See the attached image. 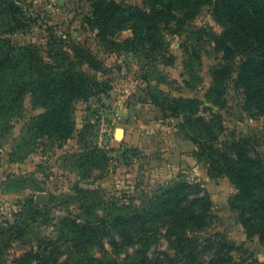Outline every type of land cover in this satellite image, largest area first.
Segmentation results:
<instances>
[{"label": "rangeland", "instance_id": "374dc122", "mask_svg": "<svg viewBox=\"0 0 264 264\" xmlns=\"http://www.w3.org/2000/svg\"><path fill=\"white\" fill-rule=\"evenodd\" d=\"M112 2L146 11L151 5L149 0H20L25 26L13 39L20 45L36 44L50 63L55 56L61 61L69 56L72 59L77 44L100 67L94 69L74 59L73 67L103 85L97 93L74 100L69 137L40 136L35 128L29 129L33 119L45 111L34 106L30 95L24 99L21 116L14 115L7 126L0 127V264H14L28 250L23 240L11 239L6 247L9 236L5 238L3 233L18 222L31 223L29 238L35 249L39 245L51 249V244H56L60 253L49 250L47 256L71 264L73 236L64 228L71 220L78 224L88 221L91 227L83 248L89 252L80 257L87 261L89 256H101L93 247L102 244L108 257L123 263L126 251L132 249L124 246L121 252H113L111 215L125 205H147L152 196L178 179L198 182L210 195L208 224L194 235L189 260L164 237L149 248L152 259L208 264L218 253L215 261L221 259L225 264H264V243L245 231L238 212L230 207L237 189L228 178L211 179L202 169L197 175L182 173L168 163L178 152L174 149L177 143L184 149L182 140H188L180 128L184 117L171 116L151 95L206 101L212 73L222 57L215 48L216 37L224 33L225 25L207 6L185 25H164L169 54L152 59L125 44L132 36L129 28L105 38L100 35L96 7ZM170 61L172 64H166ZM69 62L66 60L65 67H72ZM232 86L230 82L224 108L206 101L212 112L223 116L224 128L216 130L219 141L248 137L264 158V115L245 111Z\"/></svg>", "mask_w": 264, "mask_h": 264}, {"label": "trees", "instance_id": "16d2710c", "mask_svg": "<svg viewBox=\"0 0 264 264\" xmlns=\"http://www.w3.org/2000/svg\"><path fill=\"white\" fill-rule=\"evenodd\" d=\"M149 1V11L113 2L107 7L104 3L101 8L96 7L95 22L100 35L105 38L129 28L132 36L124 40L128 47L144 51L152 59L156 56L166 58L169 46L163 36V26L170 23L177 27L185 25L207 6L226 29L216 37L215 48L222 52V57L212 73L213 83L205 94L206 101L224 108L227 103L224 96L232 82L240 106L254 116L264 115V0ZM23 16L20 0H0V127L7 126L14 115L21 116L24 99L30 95L34 106L45 108V111L33 119L29 129L35 128L40 136L69 137L73 131L74 100L97 93L103 85L73 67V61L82 60L94 69L100 65L77 44L72 49V59L69 56L61 61L55 56L51 63L36 44H18L13 34L25 26ZM170 57L173 58L172 55ZM66 60H70L72 67H65ZM151 95L153 102L164 107L171 116L183 115L180 128L184 137L195 145L197 159L206 163L211 179L226 177L234 185L237 192L230 201L231 209L238 212L245 231L259 236L264 243V158L251 146V139L239 137L231 142H220L216 130L224 128L223 116L212 112L202 98L161 99L153 93ZM209 109L211 116L207 117L205 114ZM178 180L152 196L147 205L134 208L125 205L111 215L113 252H121L124 246L132 249V252L126 251L123 263L108 257V250L102 244L93 247L101 256H89V261L80 257L89 252L83 248L87 245L84 243L91 227L88 221L78 224L71 220L64 227L73 236L71 264H185L174 258L164 261L148 255L149 248L164 237L177 253L189 260L188 254L193 251L190 247L195 243L194 235L208 224L212 208L210 195L198 182ZM61 223L64 224V219ZM31 231V223L18 222L3 233L5 238L9 236L6 247L11 239L23 240L22 243L28 247L14 264H68L65 260L49 258L45 253L51 250V253L59 254L56 250L59 251L60 247L56 244L52 243L51 249L42 245L35 249L29 238ZM22 237L24 239H20ZM214 256L208 264H225L221 259L215 261L218 253Z\"/></svg>", "mask_w": 264, "mask_h": 264}, {"label": "crops", "instance_id": "0c3cea01", "mask_svg": "<svg viewBox=\"0 0 264 264\" xmlns=\"http://www.w3.org/2000/svg\"><path fill=\"white\" fill-rule=\"evenodd\" d=\"M180 142V140H178ZM182 146L184 149H181L180 145L177 143L175 150H178L177 154L174 155L168 162L172 167H177L178 171L182 173H194L197 175L199 170H204L203 175H207V165L204 162H200L195 155V145L188 140H182ZM192 169V170H190ZM190 170V171H189ZM194 177V176H193Z\"/></svg>", "mask_w": 264, "mask_h": 264}, {"label": "water", "instance_id": "95a60500", "mask_svg": "<svg viewBox=\"0 0 264 264\" xmlns=\"http://www.w3.org/2000/svg\"><path fill=\"white\" fill-rule=\"evenodd\" d=\"M122 132H123L122 130L119 131V135H120V136L122 135Z\"/></svg>", "mask_w": 264, "mask_h": 264}]
</instances>
